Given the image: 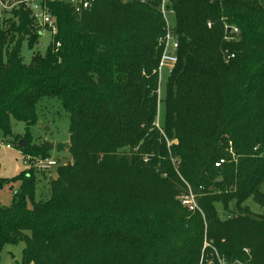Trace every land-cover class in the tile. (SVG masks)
Instances as JSON below:
<instances>
[{
    "label": "trees",
    "instance_id": "trees-1",
    "mask_svg": "<svg viewBox=\"0 0 264 264\" xmlns=\"http://www.w3.org/2000/svg\"><path fill=\"white\" fill-rule=\"evenodd\" d=\"M171 2L178 60L159 126V0H96L81 14L50 1L58 31L29 63L23 44L41 35L30 12L0 21L4 135L25 157H47L53 144L30 133L38 102L56 98L70 116L60 147L71 161L39 199L35 170L0 177L20 181L0 205V248L23 242L22 264H219L215 252L264 264V212L246 204L264 208V0ZM187 184L200 196L194 212L177 198Z\"/></svg>",
    "mask_w": 264,
    "mask_h": 264
},
{
    "label": "rangeland",
    "instance_id": "rangeland-1",
    "mask_svg": "<svg viewBox=\"0 0 264 264\" xmlns=\"http://www.w3.org/2000/svg\"><path fill=\"white\" fill-rule=\"evenodd\" d=\"M170 25L175 27V18L170 16ZM52 39V35L48 31H42L38 39V43L33 49H29L27 44L24 43L22 47V56L25 63L31 61L32 55L39 51L44 54L47 47ZM170 72L167 67H164L161 71L160 77V97L158 100V122L159 125L164 121L166 111V94L167 84L170 76ZM37 121L30 127V133L32 135L33 143L41 144L42 142L49 141L53 144L54 149L51 150V157H54L59 162V165L66 164L71 161V156L68 151L60 147L61 144L69 141L70 135V116L69 113L62 107L60 101L56 98L44 97L37 104ZM26 124L22 121L12 120V132L13 134H24L26 133ZM18 143V142H17ZM15 143L14 137L5 136L3 131L0 129V177L7 180H14V178L24 171L34 170L30 167L27 162L25 155L22 153L19 146ZM10 145V147H7ZM40 158L41 156H35ZM53 173H57V167L49 169ZM36 172L40 181L36 187V198H40L41 190L44 187H48L51 174ZM48 175L47 178L43 179L42 176ZM20 189V181H11L4 183L0 186V205L9 206L13 202L15 193ZM264 190V182L261 187ZM186 192L183 191L177 198ZM42 196V195H41ZM43 198L46 196H42ZM200 197V196H199ZM246 204L249 205L250 209L254 212H264V208H261L252 199H248ZM184 206V205H183ZM221 218L232 215L230 212H223L222 206L217 205ZM234 209V208H232ZM231 209V210H232ZM25 244L20 243H6L0 248V264H22L23 249Z\"/></svg>",
    "mask_w": 264,
    "mask_h": 264
},
{
    "label": "built area",
    "instance_id": "built-area-1",
    "mask_svg": "<svg viewBox=\"0 0 264 264\" xmlns=\"http://www.w3.org/2000/svg\"><path fill=\"white\" fill-rule=\"evenodd\" d=\"M50 1L64 2L70 5L74 13L81 14L83 11L91 8L96 0H0V21L8 19L13 9L22 7L30 12V16L40 32L46 30L50 32L52 36H54L58 31V27L56 18L53 16L48 7V2ZM171 1L172 0H159V10L164 20V32L158 39L159 45L162 46V53L157 67L159 75V87L157 89L158 100L160 97L161 71L164 67H167L171 73L178 60L179 42L175 33V27H172L169 22L170 16H174V9L172 8ZM208 25L210 26V23H208ZM226 28L228 31H232L234 34L239 32L237 27L226 26ZM234 38L235 37L233 36L232 39ZM233 57L234 53H230V51L225 52V59L227 61ZM158 119L159 118L157 116V125L159 126ZM7 147H10V145H7ZM26 160L30 164V167H32L36 172L40 173H48L50 171L49 169H54L55 167L59 166L57 159L51 156L40 158H32L27 156ZM224 162V158L219 159L215 162V166L219 167ZM198 196L199 194L187 184V190L180 197V199L184 206H186L190 211L194 212L199 209L197 203ZM211 246L212 245L210 241L206 240L204 243L203 252L206 247ZM215 253L219 264H227V260L224 257L220 256L217 252Z\"/></svg>",
    "mask_w": 264,
    "mask_h": 264
},
{
    "label": "crops",
    "instance_id": "crops-1",
    "mask_svg": "<svg viewBox=\"0 0 264 264\" xmlns=\"http://www.w3.org/2000/svg\"><path fill=\"white\" fill-rule=\"evenodd\" d=\"M50 174L54 176L56 173H53V172L51 171V173H50ZM47 176H48L47 174H46V175H44V176H43V179H44V178L46 179V178H47Z\"/></svg>",
    "mask_w": 264,
    "mask_h": 264
},
{
    "label": "water",
    "instance_id": "water-1",
    "mask_svg": "<svg viewBox=\"0 0 264 264\" xmlns=\"http://www.w3.org/2000/svg\"><path fill=\"white\" fill-rule=\"evenodd\" d=\"M19 144H20V145H23L22 141H20ZM56 177H57V173L54 175V178H56Z\"/></svg>",
    "mask_w": 264,
    "mask_h": 264
}]
</instances>
